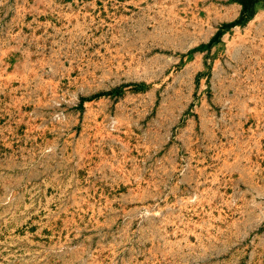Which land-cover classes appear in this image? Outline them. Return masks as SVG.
<instances>
[{"label": "rangeland", "instance_id": "rangeland-1", "mask_svg": "<svg viewBox=\"0 0 264 264\" xmlns=\"http://www.w3.org/2000/svg\"><path fill=\"white\" fill-rule=\"evenodd\" d=\"M0 264H264V0H0Z\"/></svg>", "mask_w": 264, "mask_h": 264}]
</instances>
